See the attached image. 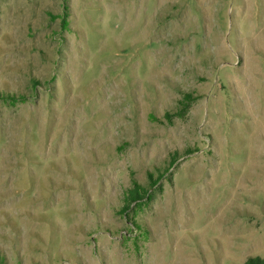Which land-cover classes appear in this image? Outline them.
Wrapping results in <instances>:
<instances>
[{
	"label": "rangeland",
	"instance_id": "374dc122",
	"mask_svg": "<svg viewBox=\"0 0 264 264\" xmlns=\"http://www.w3.org/2000/svg\"><path fill=\"white\" fill-rule=\"evenodd\" d=\"M251 260L264 0H0V264Z\"/></svg>",
	"mask_w": 264,
	"mask_h": 264
},
{
	"label": "trees",
	"instance_id": "16d2710c",
	"mask_svg": "<svg viewBox=\"0 0 264 264\" xmlns=\"http://www.w3.org/2000/svg\"><path fill=\"white\" fill-rule=\"evenodd\" d=\"M11 101H15L14 97L8 98ZM196 98L193 97L191 94H185L182 97V100L180 101L181 107L179 108V110L177 112H175L174 115H176L177 117H183L184 113L187 111L190 103L192 101H194ZM165 117L170 120L172 115L169 113L165 114ZM159 180V178H156L153 183H151V186H153L157 181ZM151 198V196L147 193V190L143 189L134 179L131 180V188L128 190L127 192V196H126V204L123 207V211L129 210V208L131 207V205H136V206H140L141 203L143 202V200H149ZM251 264L255 262V264H264L263 261H259V260H251L250 261ZM246 264H250V263H246Z\"/></svg>",
	"mask_w": 264,
	"mask_h": 264
}]
</instances>
